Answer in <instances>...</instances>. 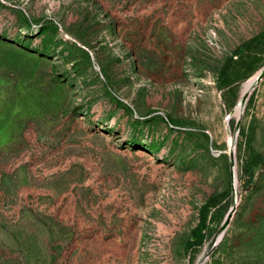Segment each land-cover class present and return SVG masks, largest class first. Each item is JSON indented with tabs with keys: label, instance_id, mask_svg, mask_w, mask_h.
Instances as JSON below:
<instances>
[{
	"label": "rangeland",
	"instance_id": "rangeland-1",
	"mask_svg": "<svg viewBox=\"0 0 264 264\" xmlns=\"http://www.w3.org/2000/svg\"><path fill=\"white\" fill-rule=\"evenodd\" d=\"M262 68L264 0H0V264H264Z\"/></svg>",
	"mask_w": 264,
	"mask_h": 264
},
{
	"label": "bare ground",
	"instance_id": "bare-ground-1",
	"mask_svg": "<svg viewBox=\"0 0 264 264\" xmlns=\"http://www.w3.org/2000/svg\"><path fill=\"white\" fill-rule=\"evenodd\" d=\"M263 75H264V68H262L258 72V74L246 84L245 89H244V94H243V96H242V98H241V100H240V102H239V104L236 107L235 112H234V116L237 117L238 119L240 118V116L242 114V111H243V108L245 105V99L249 93V90L251 89V86L254 85ZM232 147H233V141H229V148H230L229 152L233 150ZM208 254H209V250L205 251L203 257H206Z\"/></svg>",
	"mask_w": 264,
	"mask_h": 264
},
{
	"label": "water",
	"instance_id": "water-1",
	"mask_svg": "<svg viewBox=\"0 0 264 264\" xmlns=\"http://www.w3.org/2000/svg\"><path fill=\"white\" fill-rule=\"evenodd\" d=\"M248 96H249V94L246 96L245 103H246V100H247ZM234 112H235V111H234ZM229 157L231 158V160L234 159V146H233V150L229 152ZM213 248H214V246L211 247L210 251H212Z\"/></svg>",
	"mask_w": 264,
	"mask_h": 264
}]
</instances>
